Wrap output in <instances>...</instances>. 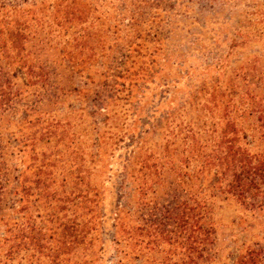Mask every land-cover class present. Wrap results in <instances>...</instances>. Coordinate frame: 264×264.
Returning a JSON list of instances; mask_svg holds the SVG:
<instances>
[{"label":"trees","instance_id":"trees-1","mask_svg":"<svg viewBox=\"0 0 264 264\" xmlns=\"http://www.w3.org/2000/svg\"><path fill=\"white\" fill-rule=\"evenodd\" d=\"M258 10L263 27L238 29L217 68L235 49L264 41V6ZM92 12L84 0H60L54 7L0 0V264H103L98 172L125 140L142 151L133 171L141 216L129 209L131 202L117 205L114 240L118 234L134 254L145 242L152 248L167 243L172 250L163 264H198L210 258L215 244L210 213L216 191L246 209H264V58L243 60L226 84H202L160 117L165 143L149 146L147 130L139 140L127 137L129 102L123 94L127 84H138L124 68L128 58L107 61L93 80L95 97L76 82L74 68L87 69L93 79L90 67L101 57ZM58 49L53 60L42 58ZM63 59L70 62L63 63L67 76L56 71ZM70 99L82 103L65 107ZM90 107L107 110L94 137L97 152L88 149L83 134L89 124L83 111ZM237 264H264V242H250Z\"/></svg>","mask_w":264,"mask_h":264},{"label":"rangeland","instance_id":"rangeland-1","mask_svg":"<svg viewBox=\"0 0 264 264\" xmlns=\"http://www.w3.org/2000/svg\"><path fill=\"white\" fill-rule=\"evenodd\" d=\"M16 1L23 7H32L34 4L54 7L60 0ZM84 1L95 9L92 15L96 17L97 51L101 57H98V61L90 67V71L93 72L90 76L93 79L87 78L89 75L87 69L82 68L77 73V67L74 68L76 82L89 87L92 97H95L93 80H97L101 72L105 71L107 61L128 58L124 68L138 84L135 88L127 84L130 89L123 94V101L129 102L127 137L134 134L136 136L134 139L139 140L136 139L139 132L147 130L149 146H160L161 143H165L163 137L166 121H162L160 117L166 118L169 112L184 104L202 84L211 85L217 80L226 84L235 76L236 69L243 60L255 54L264 58V41L252 42L248 47L235 49L231 59L225 61L226 66L217 68V62H221V55L228 53L231 40L237 36L238 29L242 26L251 29L263 27L259 23L258 9L264 6V0ZM44 36L46 32L42 34V38ZM59 52V49L47 51L42 58L53 60ZM63 63L70 65L66 59H63L62 63L59 60L57 64L60 66L56 71L67 76L70 71ZM149 73L151 75L156 73L153 82L150 78L148 82L146 81ZM116 97L118 95L114 96V99ZM81 103L78 99L77 102L70 99L64 105L80 106ZM91 103L93 102L89 100L87 106ZM118 105L116 102V107ZM120 109L125 111L123 103ZM106 111L95 113L93 107L83 111L89 122L83 134L88 137L85 136V139L90 151L93 149L97 152L98 143L94 137L97 131L103 129ZM97 120L102 123L98 124ZM125 143L126 140L119 144L110 164L99 168L98 172V182L102 190L100 210L104 216L96 227H100L99 231L102 229L103 237L106 238L104 243L106 255L102 263L163 264L168 256V250L171 249L167 243L152 248L145 242L142 250H135L134 254L127 243L118 242V234L114 240L117 205L120 203L129 205L131 202L129 209L134 211L135 217L141 216L137 211L140 194L136 188L137 183L133 180V171L138 168L134 158L142 151L136 147V143L129 146ZM121 182L127 192V196L124 197L119 194ZM216 194L211 199L210 213L215 244L210 258L198 264H237L238 257L245 253L250 242H264V209L249 210L231 194L226 195L221 191H216ZM164 198L161 197L160 201ZM135 201L137 203L134 205ZM3 229L4 227L0 225V232ZM82 252L81 247L77 253Z\"/></svg>","mask_w":264,"mask_h":264}]
</instances>
